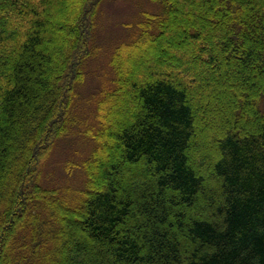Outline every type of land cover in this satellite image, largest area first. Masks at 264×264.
Here are the masks:
<instances>
[{
    "label": "trees",
    "instance_id": "obj_1",
    "mask_svg": "<svg viewBox=\"0 0 264 264\" xmlns=\"http://www.w3.org/2000/svg\"><path fill=\"white\" fill-rule=\"evenodd\" d=\"M103 1L0 0V264H264V0H153L86 93Z\"/></svg>",
    "mask_w": 264,
    "mask_h": 264
},
{
    "label": "rangeland",
    "instance_id": "obj_2",
    "mask_svg": "<svg viewBox=\"0 0 264 264\" xmlns=\"http://www.w3.org/2000/svg\"><path fill=\"white\" fill-rule=\"evenodd\" d=\"M158 4L153 0H104L99 8L97 15V28L95 30L94 42V58L89 60L86 64L90 68L88 78V89L85 91L100 92L104 88H110L111 84V67L109 61L111 55L114 54V49L120 43L126 41L134 34V25L141 19L144 12L157 13ZM129 25V26H128ZM198 58L197 55L194 56ZM142 60H149L146 55H141ZM95 72V73H94ZM105 73L107 75L105 76ZM196 92L205 94L202 85L196 86ZM209 125L214 128H220L221 124L215 122L214 119L208 121ZM81 138V137H79ZM71 145L68 139L60 140L48 158V161L39 166V170L43 168V184H74L80 185L84 180V175L78 172H67L66 164L68 161L75 159V155H80V160H84L93 149L94 144L89 141H79ZM44 164V167H42ZM73 173L72 175H70ZM80 216L78 219L80 220Z\"/></svg>",
    "mask_w": 264,
    "mask_h": 264
}]
</instances>
